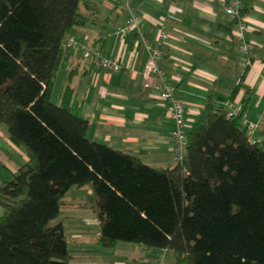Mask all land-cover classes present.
Returning <instances> with one entry per match:
<instances>
[{
    "label": "trees",
    "instance_id": "1",
    "mask_svg": "<svg viewBox=\"0 0 264 264\" xmlns=\"http://www.w3.org/2000/svg\"><path fill=\"white\" fill-rule=\"evenodd\" d=\"M84 3L0 0V124L28 158L0 181V264H71L64 226L52 222L72 186L90 188L104 248L166 249L175 264H264V141L249 140L223 99L207 97L167 168L90 139L69 82L52 100L63 43L88 22Z\"/></svg>",
    "mask_w": 264,
    "mask_h": 264
},
{
    "label": "crops",
    "instance_id": "2",
    "mask_svg": "<svg viewBox=\"0 0 264 264\" xmlns=\"http://www.w3.org/2000/svg\"><path fill=\"white\" fill-rule=\"evenodd\" d=\"M227 2L134 0L140 32L132 30L119 37L113 31L125 18L121 0H85L81 10L88 22L75 28L71 35L102 56L116 60L120 70L108 71L84 58L79 49H65L52 97L56 80L65 77L80 115L88 122L90 139L136 154L153 167L174 166V121L168 104L160 100L155 90L143 85L148 58L145 42L153 43L158 30L164 27L169 39L159 65L174 84L175 95L184 103L186 131L208 96L227 102L232 88L238 85L233 102L243 103L248 119L258 123L255 140L264 141V0H242L243 19L248 26L244 38L254 45L248 65L243 63L238 43L229 30L232 19L225 11ZM27 159L25 150L10 141L6 127L0 124V181ZM81 187L86 188L85 194H71L72 187L67 191L60 212L68 209V218L66 222L58 221L64 226L71 264L155 263L158 251L143 245L118 242L115 247L104 248L97 243L99 220L86 203L91 190ZM164 264H175L171 252H166Z\"/></svg>",
    "mask_w": 264,
    "mask_h": 264
},
{
    "label": "built area",
    "instance_id": "3",
    "mask_svg": "<svg viewBox=\"0 0 264 264\" xmlns=\"http://www.w3.org/2000/svg\"><path fill=\"white\" fill-rule=\"evenodd\" d=\"M243 8L242 0H228L226 5V13L232 19L231 35L238 43L243 63H250V52L254 49L252 42L245 40V33L248 26L244 22L241 10ZM121 11L125 13L123 22L115 28L113 33L119 37H123L129 31L140 32L141 26L134 5V0H121ZM169 34L162 27L158 30L153 43H146L145 47L148 51V58L143 70V85L152 88L158 93L161 101L168 104V112L174 121L172 130V153L175 161L179 160L186 146V128L183 119V101L175 95V86L171 79L166 76L165 70L159 65V61L164 53L165 46L168 42ZM65 49H79L84 58L90 59L95 65L102 66L111 72L120 70L119 63L112 59L102 56L97 50L80 43L74 35H68L63 43ZM227 116L234 114L242 115V126L245 128L246 134L251 142H256L254 132L258 127L257 122L250 121L243 110L242 104L239 102H225ZM166 249L158 251L157 259L153 264H164Z\"/></svg>",
    "mask_w": 264,
    "mask_h": 264
},
{
    "label": "rangeland",
    "instance_id": "4",
    "mask_svg": "<svg viewBox=\"0 0 264 264\" xmlns=\"http://www.w3.org/2000/svg\"><path fill=\"white\" fill-rule=\"evenodd\" d=\"M65 77H58V79L56 80V83H55V93H54V96L52 97V100L54 102H57V93L62 90L65 86V80H64ZM80 192V193H83L85 194L86 192V188L85 187H76V186H72L71 188V194H74V193H77ZM86 199V197H84V200ZM68 209H61V212H60V216H58L52 223L54 222H58V221H64L66 222L67 221V218H68Z\"/></svg>",
    "mask_w": 264,
    "mask_h": 264
}]
</instances>
